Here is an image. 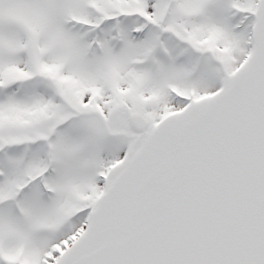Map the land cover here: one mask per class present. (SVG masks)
<instances>
[{
	"label": "snow or ice",
	"instance_id": "snow-or-ice-1",
	"mask_svg": "<svg viewBox=\"0 0 264 264\" xmlns=\"http://www.w3.org/2000/svg\"><path fill=\"white\" fill-rule=\"evenodd\" d=\"M0 264H264V0H0Z\"/></svg>",
	"mask_w": 264,
	"mask_h": 264
}]
</instances>
